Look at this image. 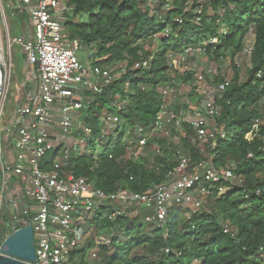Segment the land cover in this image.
<instances>
[{
    "label": "trees",
    "instance_id": "trees-1",
    "mask_svg": "<svg viewBox=\"0 0 264 264\" xmlns=\"http://www.w3.org/2000/svg\"><path fill=\"white\" fill-rule=\"evenodd\" d=\"M64 1L72 18L83 14L87 17L83 24H75L66 17L64 26L70 39H77L85 46L95 45L97 52L89 57L90 65L107 67L126 63V73L97 95L87 109L83 121L94 133L101 110L114 111L110 105L116 95L122 104L116 114L123 121L131 126L152 125L161 107L160 87L167 83L172 86L175 79L192 80L191 74L168 77L170 53L201 47L205 54H212L216 59L227 56L233 59L243 50L248 34L254 37L248 79L239 84L235 75L223 96L217 98L219 115L215 118V136L206 147L208 161L216 168L235 165V181L206 186V196L212 200L211 210L202 208L193 214L185 207H171L162 228L147 223L145 211L115 223L98 216L94 222L96 229H106L111 235L110 246L99 247L101 259L97 264H264V193L256 194L264 188V126L260 125L264 121L261 87L264 0H161L159 9L167 7L163 16L150 14L148 0ZM6 12L12 17V12ZM13 18L18 21L13 25L18 28L12 34L16 37L27 18L19 14ZM159 34L162 36L158 51L145 52L143 43L151 42ZM141 61H148L150 66L131 70ZM258 72L262 73V80H256ZM127 83L132 84L130 91L125 90ZM23 89L22 99L29 87ZM256 121L257 127L253 128ZM181 131L184 132L182 147L190 164L206 159L205 152L191 144L189 136L194 134L193 130L184 124ZM151 142L148 140L146 145ZM88 146L94 149L92 142ZM104 149L97 165L91 157L71 153L67 171L87 178L105 192L120 187L144 192L165 183L174 167L168 157H157V165L151 167L139 156L128 158V144L122 132L115 139L107 140ZM107 153L112 154V159ZM249 155L252 157L248 158ZM219 188H223L222 194H218ZM3 218L0 242L12 232L6 227L8 218ZM91 245L92 242L74 253L71 264H85V254Z\"/></svg>",
    "mask_w": 264,
    "mask_h": 264
},
{
    "label": "built area",
    "instance_id": "built-area-1",
    "mask_svg": "<svg viewBox=\"0 0 264 264\" xmlns=\"http://www.w3.org/2000/svg\"><path fill=\"white\" fill-rule=\"evenodd\" d=\"M5 5L14 14L27 18L23 34L12 37L9 43L22 48L32 72L22 84L29 87L24 101L15 107L9 121L4 120L5 114L0 110V222L2 217L8 218L12 232L28 225L32 227L36 264H71V256L90 242L93 248L86 251L84 262L97 264L98 248L110 245V238H91L96 229L94 222L104 210L109 223L145 211V221L162 228L171 207H185L193 214L200 212L203 198L208 194L207 185L235 181L234 164L218 169L204 159L191 165L190 159L179 152L166 182L144 192L121 187L105 192L87 178L68 172L71 153L91 157L97 165L105 153V142L121 132L128 139L126 155L131 159L138 158L136 150L144 149L154 133L165 129L181 131L184 124L194 132L191 144L203 152L214 139L216 127L209 130L207 126L208 120L219 115V107L212 99L203 108V117L193 112L186 120L184 108L173 107L171 83H167L160 87L161 107L152 125L131 126L123 121L116 114L122 105L116 95L110 105L114 111L101 110L94 133L83 121L87 109L97 95L126 73V63L120 64L119 77L113 78L112 70L91 66L87 63L89 59L85 63L79 60L77 54L84 46L68 36L64 0H7ZM94 47L93 43L86 46L90 52ZM167 59L171 70L173 60ZM149 66L148 61H141L131 70ZM255 77L262 80L263 75L258 72ZM196 79L200 83L204 77L198 75ZM229 86L230 81L223 80L215 93L222 94ZM261 87L264 89V80ZM85 135L100 147L98 151L82 143ZM107 156L112 159L111 153ZM222 191L219 188L218 194ZM260 193H264V188L256 191ZM227 232L225 229L224 233Z\"/></svg>",
    "mask_w": 264,
    "mask_h": 264
},
{
    "label": "rangeland",
    "instance_id": "rangeland-1",
    "mask_svg": "<svg viewBox=\"0 0 264 264\" xmlns=\"http://www.w3.org/2000/svg\"><path fill=\"white\" fill-rule=\"evenodd\" d=\"M5 2L6 0H0V57L2 59V63L4 64L8 79L6 83H4V87L1 91L0 110H2L5 114L4 120L9 121L11 119V113L13 112L15 107L19 103H22L24 101V99H22V95H24V87L22 86V84L30 77V73L32 72V70L27 66L25 59L23 58L24 53L22 51V48L19 46H11L9 43V40L12 39L13 31L18 30L17 27H13L15 23H18V21L8 16L5 9ZM160 2L161 0L147 2L150 14L156 13L160 16L164 15L167 7L164 6L162 9H159ZM1 7H3L4 10H2ZM65 17H67L69 20H72L75 24H83L87 22V17L84 14L76 15L74 18H72V12L68 7L67 14ZM18 36L19 35H17L16 37ZM161 36L162 35L160 34L156 35L154 37L155 39L151 42L149 40L144 42L142 45L144 51L150 54L156 53L160 47L158 40ZM253 42L254 37L250 33L245 39L243 50L239 54H237L233 59H231V57L229 56L225 58L216 59L215 56L212 54H205L201 47L189 48L183 53L179 54L170 53L168 57L173 60L174 65L171 70L166 71L168 77L174 78L177 75L180 77L185 74L192 75V80H189L188 82H181L179 79H175L173 85L170 86V101L172 102L173 107H183L186 112V120L191 117V114L193 112L203 117V108L205 107V105L212 99L216 101L217 105V98L223 96V94L221 95L215 93V89L218 84H220L223 80H229L231 83L235 75H237L238 77L239 84L244 83L248 79L249 70L251 69V56L249 54V51L252 49ZM83 46L84 49H82L77 54V56L82 61V63H85L87 59H90L89 57L93 53L97 52V48L94 47L93 50L90 52L87 51L85 45ZM105 58L107 57H104L103 59ZM87 61V63L90 64V60ZM119 66L120 62L115 64H109L105 68H108L113 71V78H118V74L121 71ZM198 75H202L204 77V80L200 83H198L196 79ZM131 87L132 84L127 83V85L125 86V90L130 91ZM260 125L264 126V121H260ZM207 127L209 130L215 128L216 120H208ZM183 136V131H168L165 129L161 132L154 133L151 139V145L146 146L142 150L137 149L136 151L139 153V157L144 158L150 167L157 165V157H168L170 162L173 163L175 166L177 158L176 154L179 152L180 154L186 155L185 150L182 147L183 142L181 138ZM191 136L192 134L189 136L190 139ZM81 140L82 143L86 145L91 142V137L85 135L81 138ZM92 143L94 144L95 150L98 151L100 147L94 142ZM82 150L83 149L80 148V151ZM204 152L206 158L205 160L208 161L209 157L206 152V147L204 148ZM230 164H227L221 169L228 167V165ZM223 191L219 194H222ZM1 205H3V201L1 202ZM211 207L212 200L205 196L203 198V210H211ZM106 214L107 211L104 210L101 218L105 217ZM3 219L4 218L2 217V220ZM0 224L2 226L3 222H0ZM6 227L8 229L11 228L10 222L7 224ZM153 228L154 227H152L151 229ZM146 232H149V230L147 229ZM109 235H111V233H109L106 229H94L91 233V238L97 239L100 237H104L106 239H109ZM92 239L90 241H92ZM98 250L100 251V248H98ZM77 258H79V255L76 257L75 260H78Z\"/></svg>",
    "mask_w": 264,
    "mask_h": 264
},
{
    "label": "water",
    "instance_id": "water-1",
    "mask_svg": "<svg viewBox=\"0 0 264 264\" xmlns=\"http://www.w3.org/2000/svg\"><path fill=\"white\" fill-rule=\"evenodd\" d=\"M0 96L5 83V71L0 67ZM0 264H36L33 231L30 225L8 235L0 246Z\"/></svg>",
    "mask_w": 264,
    "mask_h": 264
},
{
    "label": "bare ground",
    "instance_id": "bare-ground-1",
    "mask_svg": "<svg viewBox=\"0 0 264 264\" xmlns=\"http://www.w3.org/2000/svg\"><path fill=\"white\" fill-rule=\"evenodd\" d=\"M0 53H1V44H0ZM0 67H2L4 69V71H5V67H4V64L2 63L1 57H0ZM0 79H1V76H0ZM7 79L8 78H7V74H6V71H5V83H6Z\"/></svg>",
    "mask_w": 264,
    "mask_h": 264
},
{
    "label": "crops",
    "instance_id": "crops-1",
    "mask_svg": "<svg viewBox=\"0 0 264 264\" xmlns=\"http://www.w3.org/2000/svg\"><path fill=\"white\" fill-rule=\"evenodd\" d=\"M5 9H6V11L7 10H9L7 7H6V5H5ZM10 12H12V14H11V16H12V18L13 17H15V14H14V12L13 11H11V10H9ZM23 31H24V26H23V29H22V31L20 32V34H18L19 36H21L22 34H23ZM80 60V59H79ZM81 61V60H80ZM82 62V61H81Z\"/></svg>",
    "mask_w": 264,
    "mask_h": 264
}]
</instances>
